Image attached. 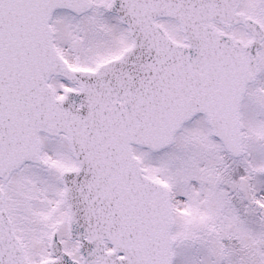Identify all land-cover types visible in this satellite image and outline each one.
Segmentation results:
<instances>
[{
    "label": "water",
    "instance_id": "obj_1",
    "mask_svg": "<svg viewBox=\"0 0 264 264\" xmlns=\"http://www.w3.org/2000/svg\"><path fill=\"white\" fill-rule=\"evenodd\" d=\"M147 1L143 3V9L147 13L149 8L151 19V59H141L140 62H151V65L169 63L166 67H169L172 72V78H178L177 82H172L177 86L186 87L182 80L195 78L197 63L208 64L211 70L216 71V78L218 75L219 79H225L223 70L230 68L232 63V56L229 54L230 46L234 44L240 51L247 49V46H243L245 48L243 49L239 42L231 38L224 40L215 34L211 20L214 18L224 20L227 17L215 15L217 5L214 0ZM77 6L79 4L76 0H0V176L2 178H7L26 160L38 162L39 150L34 148L29 140V138L32 140L34 138L32 131L36 123L45 130H51L54 119L66 118L62 114L58 115L62 108L53 101H44L36 106L31 105V100L25 99L22 95L26 88L25 84L32 81L36 71L39 74L35 79L38 78V81L43 84L46 83L49 73H62V66L54 64L58 58L54 55L48 23L55 8L75 9ZM165 15L174 17L180 22L185 35H188L189 42H191L190 47L170 42L165 38L163 31L153 23L156 17ZM239 21L246 25L245 19L240 18ZM134 25L135 22H129L131 29ZM157 38L161 43L157 42ZM255 49L252 46L253 52L250 53L254 58H256ZM249 50L248 48L247 51ZM50 52H53L55 61L44 59L41 62L38 60L40 62H38V67L29 65V61H33L31 56L41 53L49 56ZM120 60L121 58L113 62ZM249 65L244 71L247 76L243 74L242 82L235 81L242 88L241 95L245 84L250 80V72L252 73L250 69H255L254 59ZM162 70H165V67L151 66V73ZM198 70L208 71L209 68L207 65L199 66ZM152 77L153 74H151V85L154 83ZM147 85L148 80H141V89ZM153 85H155L156 93L151 100L141 98L139 115L134 117V128L132 120L126 117L131 128L123 126L122 133L121 129H118L120 143L116 148L113 147V150L118 152L119 158L124 159V182L134 184L136 192L133 194L132 190L129 192H127L128 189L124 190L123 198L121 195L118 197L120 205L117 207L116 203L111 201L107 209H104L106 219L104 216V220H96L99 225H104L103 222L107 221L109 226L118 225L120 227L119 229L112 227L92 229V232H96L100 237L109 238H116V233L120 231V235L114 240L116 241L115 251L109 254L104 264H172L173 240L170 238L172 218L167 196L160 186L141 175L136 160L132 158L130 144L149 148L168 146L182 124L198 112H205L214 132L223 141L237 143V139L234 140L239 128L240 97L237 94L230 100L224 112L223 107L228 102L227 99L204 98L197 89L189 90L184 93V96H181L182 92H177V95L164 99L163 82ZM191 85L197 86L196 83L188 84V86ZM230 87L239 92V87H234V84H230ZM158 92H160V97ZM8 93L14 96L7 98L5 95ZM186 94H188L187 97H185ZM39 125L37 127L40 129ZM106 135L107 142H109L107 144H111L114 138L112 132H107ZM122 136L123 142H121ZM113 142H117L116 137ZM231 149L235 155L239 154L236 150L237 146L231 145ZM15 156H18L19 161L14 160ZM131 167L133 170L129 172ZM124 187L126 188L127 185ZM134 196H136L137 203L133 206ZM83 228L86 230V227ZM69 231L72 236L79 237L82 241L81 228L71 224ZM81 245L82 247L87 245V248L93 247L87 241H82L80 247ZM51 246L53 247V242ZM120 252H123L125 257L117 260L115 257ZM0 264H27L3 210L1 191ZM42 264L69 263L56 260Z\"/></svg>",
    "mask_w": 264,
    "mask_h": 264
},
{
    "label": "rangeland",
    "instance_id": "obj_2",
    "mask_svg": "<svg viewBox=\"0 0 264 264\" xmlns=\"http://www.w3.org/2000/svg\"><path fill=\"white\" fill-rule=\"evenodd\" d=\"M246 5L251 6V10L249 9V11L258 15L264 22V0H246ZM77 23L79 25H77ZM59 24L64 28L62 36L59 35L58 38L61 50L67 54V57L71 59L72 62H76L77 64L90 65L96 58L103 56L104 53L111 50L116 45L120 48L123 46L121 32H115L116 43L112 44L110 42L111 35L109 34L107 22L105 21L104 24L102 19L97 18L94 15H91L88 19L87 17H84L80 22L73 23L69 20L67 26L60 22ZM161 24L167 28L168 32H171L169 33L172 34L174 38H180V33L177 29L178 27L173 22L163 20L161 21ZM56 25L58 26L57 23ZM112 27L115 29L113 22ZM95 31H97V34L99 35L97 42L88 44V35H91ZM235 33L239 34L240 30L236 29ZM104 41L106 43H104ZM99 43L100 45H98ZM257 87L258 86H256V88ZM259 91L260 90L257 89L256 93L251 97L250 93L249 97H247V101L250 99L255 101L256 99L258 102H256L257 108L263 113H260L259 116H252L250 113L245 114L246 118L244 117V119L247 122V126L243 129L247 144L245 145V151L242 160L240 161V165L244 166V163L245 166H248V170H256V175L253 179L254 193L259 201L262 200L264 202V175L258 176L259 174H263L261 169L264 168V145L262 144L264 143V93L261 94ZM260 102L263 107L259 104ZM201 127L204 131L187 129L185 139L187 137H190L191 139H184L182 143H187L180 149V153L171 150L163 152L155 155L153 157V162L155 163L156 170L164 173L163 175L161 174L162 176L169 177L168 172H175L173 171V166L167 165L166 162L171 160V163H174L173 165H175V163L179 162V158L184 160L187 159L185 162L186 168L193 169L190 171L193 177L189 179L191 187H193V189H198L196 193V203L201 202L199 206L202 210L201 214L205 215L207 218H212L214 214L213 211L216 207H224L220 202V199L223 201L221 198L223 193L235 188L238 190L240 185L238 181H236L234 185L223 179H214L212 170H214V165L218 163L216 158V149L218 146L208 138L205 128L203 126ZM258 136L262 138L260 142L256 140ZM56 146L57 145L50 144V147L52 148H55ZM217 155L219 156L218 153ZM142 157L146 161V166L151 174V157L145 155ZM190 164H194L193 167H191ZM27 171L32 172L30 169H27L13 177V179L7 184L6 191L10 192L12 188L16 187H20L25 191L26 196L22 193H20V197L17 198L15 194L11 195V197H13V204L14 202L17 204V208L11 210V214L13 218H15L17 232L20 237L25 240L30 261L34 264L37 263L47 251L45 240L49 234L50 228L55 224H59L61 228L64 229L63 206L59 201L58 193L44 190V184L41 183L43 181L39 180L40 182H38L33 179V176L42 178V173L40 171L34 170L33 176H24ZM178 174H180V172H176L175 176L177 178ZM244 177L248 179L246 175H244ZM31 181H37L33 182L32 190L30 189ZM44 182L48 189L55 190L56 187L52 178H48ZM194 182H196V184ZM21 197H26V199L22 201ZM174 201L177 207L183 204V199L177 193ZM253 215L254 214L251 215L252 219L249 224H247L249 227L239 228L236 226L234 227L233 225V227L227 231L229 233L237 231L240 235V240L244 246L236 252L240 255V260L242 259L243 261L242 264H264V218L262 220H256L254 218L255 215ZM198 217L199 214L197 212L193 217L187 218H193V220H195L198 219ZM188 227L184 225L183 229H177V235L180 238L185 239L183 233ZM63 234L64 232L62 230L60 237L65 236ZM186 235L188 236V242H177L178 246L175 250L174 264H213V261L210 258L213 249L215 250V253L218 249V254L216 253L218 256L216 259L225 257H222V255L219 254L220 246H218V239L222 236L214 234L211 230L201 228V231L198 233V235H200L198 236L199 240L197 246H195L192 242L194 235L191 232L186 233ZM63 240L65 241L64 237ZM69 245H71V243H68V246ZM242 255H244L243 258ZM230 257L232 258L233 256ZM238 262L239 261L232 262L230 259V261H221L217 264H238Z\"/></svg>",
    "mask_w": 264,
    "mask_h": 264
},
{
    "label": "flooded vegetation",
    "instance_id": "obj_3",
    "mask_svg": "<svg viewBox=\"0 0 264 264\" xmlns=\"http://www.w3.org/2000/svg\"><path fill=\"white\" fill-rule=\"evenodd\" d=\"M243 8H246V9H244V11H245L247 14L250 13L249 9H251V6L247 5V7H246V0H244V2H243ZM237 28H238V27H237ZM258 72H259V74H258L257 81H258V83H259V81H260V84L264 86V41H263V43H262V48H261V51H260L259 69H258ZM53 80H55V79H53ZM58 80L60 81V79H58ZM255 84H256V83H255ZM252 87H253V86H252ZM71 166H73V164H72ZM247 209H251V207H248ZM58 230H59V233H60V235H61V231H62L63 229H62V228H61V229L58 228Z\"/></svg>",
    "mask_w": 264,
    "mask_h": 264
}]
</instances>
